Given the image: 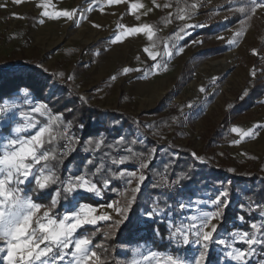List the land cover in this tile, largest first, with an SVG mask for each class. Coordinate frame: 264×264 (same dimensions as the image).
Here are the masks:
<instances>
[{"label": "rangeland", "instance_id": "obj_1", "mask_svg": "<svg viewBox=\"0 0 264 264\" xmlns=\"http://www.w3.org/2000/svg\"><path fill=\"white\" fill-rule=\"evenodd\" d=\"M172 1L123 0L119 4L108 5L107 0H21L20 3H15L14 0H0V68H10L20 59L34 62L39 69L56 73L62 81L65 79L72 84L90 105L133 117L142 115L141 119L147 124L151 122L150 117L143 114L153 110L159 102H164L167 108L178 106L181 123L177 128L164 126L152 130L150 125L144 127L148 136L154 138L157 144L156 152L146 157L145 163L148 166L144 170L148 169L150 160L155 157L164 163L167 162L171 158L170 154L166 153L170 144L188 150L197 170L202 168L206 172H214V168L222 166L229 175L249 173L255 168L257 170V163L264 159V127H255L264 125V8L258 7L255 12L252 8L256 3L264 4V0H188L194 8L193 11L175 10L174 7L179 5L174 6ZM45 2L50 4L48 9L50 12L65 10L72 12V19L42 16L43 9L38 5ZM133 2L140 3L143 7L135 13H130L129 4ZM241 8L243 12L239 11ZM161 16H164V19H160ZM180 16L184 19H179ZM230 17L237 18V22L233 25L225 24L224 22ZM41 20L43 23H40ZM143 24L152 26L153 35L154 28L163 37L171 34L169 40L165 42L168 50H165L166 60L162 64L152 61L143 52L142 49L148 47L157 53L151 40H148L144 34H135L124 38L121 42L112 43L115 36L122 31L120 26L133 27ZM185 24L193 27H189L187 32L183 33V38L202 28L214 24L222 25L215 34L205 39L197 36L186 46L178 44L183 51L177 55L178 49L169 41L174 40L175 34ZM235 33L240 34L235 37ZM234 37L235 43L230 45L228 42ZM253 49L256 50L255 55ZM153 63L159 67L154 69ZM126 67L133 71L125 74L123 69ZM137 68L141 71H135ZM250 72H254L255 75L250 76ZM254 84L263 86V95L256 101V105L241 114L231 116L227 103L234 102L242 91ZM48 87L47 94L51 95L56 89V84L50 82ZM201 88L205 91H200ZM22 90L24 88L19 89L17 95L11 100L4 101L3 106H0V131L5 126L10 129L0 132V158L7 150L8 140L17 137L29 139L39 127L49 126L51 117L59 116L49 111L45 104L43 115L35 112L34 108L42 103H34V108L27 117L31 118L30 122L36 127L15 133L16 127L28 123L25 117L20 115L18 108L23 102L28 103L31 97L28 99L25 91ZM55 95H59V92ZM60 119L50 125L53 135L56 136L52 143L58 141L59 144L62 132L70 128L61 125ZM232 127H239L243 131L251 128L254 130V135L240 140L238 134L231 132ZM214 130L219 131L220 140L204 150L206 138ZM127 135L117 137L113 146L119 149L120 142L129 146L134 140L141 142L146 140V137L134 128H130ZM45 139L48 142L47 136ZM237 140H240V143L234 144L233 142ZM18 146L14 145L13 150ZM129 150L123 151L128 153ZM130 151L132 155L136 153ZM42 152L40 150L38 155ZM53 153L55 154V151H51V155ZM120 154L122 158L129 157ZM101 158L103 156L94 161H101ZM47 161L35 165L33 177L40 174L41 168L44 169L45 175L53 174ZM87 164L89 162H86ZM141 174L146 178L143 171ZM5 175L6 173H0V179ZM229 175L224 179H217L214 183L210 180L213 175H210L208 177L211 184L210 191L207 190L206 182H202L192 189L191 195L178 198L175 205L169 209L162 205L156 206V199L152 200L144 196L139 216L142 221L156 220L165 226L168 234L167 246L162 250H156L152 245L155 236H152L151 240H131L118 246L117 264H167L169 256L180 261L181 264H194V258L199 256L202 245L194 242L184 245L182 241L170 237L177 228L187 227L192 223L199 224V217L203 211H219L221 214V209L226 206L228 199L222 197L224 204L218 208L213 206L211 201L221 191H225L221 184L227 181ZM126 178L128 181L131 177L126 176ZM74 180L73 177H70V180L66 179V186ZM136 184L135 179L131 185L126 183L123 185L127 188L126 192L122 187L115 193L113 200L98 206L80 201L79 196L88 195L92 200H102L104 185L102 188L98 186L99 196L81 189L69 192L73 194V199L69 201L71 204L65 205V210L59 219L65 214L78 212L80 204H88L95 207L96 215L102 212L108 213L112 220L100 221L97 226L85 225L74 234L75 238L88 236L93 242L99 235L113 234L118 228V226L114 227V221L118 217L115 212L107 208V204L117 203L123 206V202L131 198L130 190ZM141 185L143 186V182ZM13 186L14 182L9 184V187ZM19 187L22 189L20 193L22 198L31 197L34 203H39L45 208L50 206L54 195L57 200L56 206L63 197L59 198L60 190L56 189L48 204L44 199L35 200L38 194L47 193L46 189L40 190L36 187L34 178H30ZM181 204L184 205L183 208L180 207ZM3 210H6V206L0 204V211ZM150 210H155V215L151 218L148 216ZM39 215L42 216V212ZM51 215L56 219L53 214ZM193 215L198 217L196 221L191 220ZM212 222L218 225L220 219ZM86 227L91 230H85ZM256 231L257 229L246 232L248 238L255 236L259 239ZM224 234L225 237L209 240L207 259L210 253H213L216 256L214 264H238L227 257V252L234 249L248 250L237 247L246 244L237 240L242 233L234 230ZM190 239L194 240V237ZM221 240L225 243H219ZM3 246V242H0V247ZM95 246L92 243L90 251L95 250ZM256 246L257 244L253 245L254 255L245 257L246 264L250 261L251 264L263 263V258H259L256 254ZM5 254L6 252L0 253V264H6L2 259ZM95 262L93 258L89 264Z\"/></svg>", "mask_w": 264, "mask_h": 264}, {"label": "trees", "instance_id": "obj_2", "mask_svg": "<svg viewBox=\"0 0 264 264\" xmlns=\"http://www.w3.org/2000/svg\"><path fill=\"white\" fill-rule=\"evenodd\" d=\"M259 1V0H257ZM175 10L187 9V11H193V7L188 0L182 1L178 7H174ZM237 16V15H233ZM160 19H164L161 16ZM237 22V18H228L224 23L233 25ZM222 24H214L206 28H202L197 32H194L190 36L183 38L179 41H169L172 46L181 45L186 46L192 42L197 36L206 38L212 34H215ZM154 35L151 43L154 49L158 53L156 62L163 63L165 59V42L169 40L171 34L163 37L154 28ZM184 34L182 33V36ZM17 64L7 68H0V106H3L4 101L11 100L17 95L19 89H26L25 95H27L30 101L28 103L23 102L20 110V115H23L26 121L29 123L31 118L27 117L28 113L34 108V103L45 104L49 111L53 114H59L61 116L60 124L68 126L70 133L80 144H85L89 147L96 146L99 143L101 150V156L110 159L114 158L113 148H115V140L121 135H127L130 128L136 129L138 132L146 137L145 142L140 140H134L135 143L129 146L124 142H120V153L129 156V159L121 169L112 166L109 163L103 161L88 160L81 156H71L65 160H61L56 156L58 149V141L45 142L41 151H55L51 155L46 163L53 171V176L56 178L55 184H50L46 189V195L38 194L35 200H43L49 203V199L52 197V193L56 190H60L59 198L62 199L59 204L52 210V213L56 219H59L60 215L65 210V205L71 204L73 199L69 192H65L66 179L70 180V177L75 179L76 176H83L85 179H89L102 188L105 180L110 184V188H105L102 192V200H92L88 195L79 196L80 201L91 203L98 206L106 204L113 200L115 193L126 185V176L121 177L120 173L130 172L129 166L133 165L136 157H133L132 151H135L140 158L147 157L156 152V142L154 138H150L145 132L144 127L150 125L152 130L159 129L161 127L177 128L180 125L181 120L178 114V106L176 108H167L164 102H159L155 108L146 114L150 117L151 122L147 124L141 119V116L133 117L122 112L113 110H103L96 106H92L88 103V100L79 94L72 84L63 81L56 73H48L42 69H39L38 65L34 62H26L23 59L17 60ZM250 72V76H251ZM251 78V77H250ZM52 82L56 84V89L51 95L47 94L48 84ZM59 92V95H55ZM247 93V94H244ZM263 95V86L254 84L252 87L245 89L237 96L234 102H228L227 108L231 116H236L245 112L256 105V101ZM182 107V106H181ZM5 126L1 131H9L10 129ZM0 131V132H1ZM218 130H214L206 138V147L214 142L220 140L221 135L218 134ZM130 149L129 152L123 150ZM166 153L170 154V159L167 162L158 160V157L150 160L147 170L142 169L146 174V178L143 181V188L140 189L139 194L132 206L130 215L134 223H138V227H118L112 234H104L96 237L93 240L95 244V251L101 258L94 264H117V248L124 245L131 240L147 239L151 240L152 236L156 238L153 241L155 249L162 250L166 248L167 231L163 224H159L156 220L142 221L139 216V211L143 207L141 201L144 196L148 199L155 200L156 206L162 205L165 208L175 205L177 199L182 197L186 198L192 194V189L195 186L206 182L207 190L210 191L211 184L209 182V176L213 175L210 180L214 183L217 179H224L229 175L225 173V168L218 166L214 168V172H206L205 169L197 170L194 168L195 161L192 160L190 152L184 148L177 147L175 145H168ZM147 159V158H146ZM91 161L86 165V162ZM167 175L170 178H174L180 185L185 188L183 193L170 194L162 192L157 189V186L153 183L160 175ZM75 181V180H74ZM224 190L227 192L226 198L228 202L225 207L221 209V218L218 224L217 230L213 234V241L218 237H225L224 233L232 232L234 230L241 233H246L250 230H256V234L259 235V240L264 241V218H261L259 214L260 207L264 206V159L257 163V170L250 171L249 173H236L229 175L227 181L221 184ZM124 188V187H123ZM65 192V194H63ZM224 200V198H222ZM243 217V220L240 218ZM257 225V228H252L251 225ZM85 230H91L86 227ZM158 238V239H157ZM101 243V244H100ZM99 244V247H97ZM241 249L248 248L246 244L237 245ZM256 254L259 258H263L264 264V243L257 244ZM215 254L210 253L207 264L215 263ZM251 264V261L248 263Z\"/></svg>", "mask_w": 264, "mask_h": 264}, {"label": "snow or ice", "instance_id": "obj_3", "mask_svg": "<svg viewBox=\"0 0 264 264\" xmlns=\"http://www.w3.org/2000/svg\"><path fill=\"white\" fill-rule=\"evenodd\" d=\"M15 3H20L21 0H14ZM123 0H107L108 5L119 4ZM38 7L42 8L41 13L44 17L59 18L65 17L72 19L73 13L70 11H55L50 12L48 9L50 4L45 2L39 4ZM143 5L140 3H130L129 12L135 13L137 10L142 8ZM195 7V6H194ZM264 8V4L256 3L252 8L255 12L256 8ZM243 12V9H239ZM179 19H184L180 16ZM40 23H43L41 20ZM97 26V25H94ZM201 26V25H195ZM122 31L115 36L112 43L121 42L124 38L133 36L135 34H144L148 40L153 39L152 26L149 24H143L133 27L120 26ZM189 27L192 25L185 24L176 34L175 38L177 41L183 39L182 33H186ZM240 33H235V37ZM235 37L228 43L231 45L235 43ZM178 50L177 55L181 54L183 48L178 44L174 45ZM146 56L152 61H156L158 53L145 47L142 49ZM167 51V46H165ZM256 54V50L253 49V55ZM152 67L158 68L159 65L153 63ZM46 71V70H45ZM133 71L131 68H124L125 74ZM135 71L140 72L141 69L137 68ZM255 75V73H251ZM71 79V77H69ZM115 79V77H113ZM22 91H26L22 90ZM200 91H205L201 88ZM247 94V93H244ZM44 104H41L34 108L35 112L43 115ZM60 116H53L49 120V126L39 127V130L35 132L29 139H10L7 142V150L2 158H0V173H6L4 178L0 179V204L6 206V210L0 211V242H3L4 246L0 247V253L6 252L2 259L6 264H89L90 261L95 258L99 261L101 258L98 256L95 250L90 251V245L92 240L88 236L83 238H75V233L85 225L97 226L100 221H111L112 217L108 213L102 212L100 215H96L95 207L88 204H80L79 211L72 212L71 214H65L60 219H54L51 215V209L56 207L57 200L54 195L51 204L48 208H45L39 203H34L31 197L22 198L20 193L22 189L19 185L24 184L30 178H34L36 187L40 190H45L50 184H55L56 178L49 174H44V169L39 170L40 174L33 177V171L35 165L40 164L41 161H47L51 157V153L44 151L38 155V152L44 147L46 142V136L48 142L56 139L53 135L50 125L59 120ZM36 125L32 122L27 123L24 126L16 127L15 133L24 132L26 129L34 128ZM256 128L264 127V125H256ZM231 132L238 134L240 140L245 137L253 136L254 130L248 129L247 131L241 130L239 127H232ZM69 139H71L69 137ZM240 140L234 141V144L240 143ZM135 143V141H133ZM14 145H19L13 150ZM97 143V147H99ZM195 155V154H194ZM133 157L139 159L140 157L133 153ZM129 157H124L120 160H114V164H124ZM202 159V158H201ZM31 161V162H26ZM89 163H92L89 161ZM47 165H45L46 167ZM148 165L145 162H141V170L146 168ZM231 171V170H230ZM121 177H131L127 183L132 184L133 179L137 180V184L130 190L131 198L126 199L123 202V206L117 203L107 204V208L111 209L116 213L117 219L114 221V227H138V223H134L130 215V209L135 203V200L139 194L141 182L145 180V176L140 174L137 176L135 171L121 172ZM14 182L13 187H9V184ZM104 188H110V184L107 180L104 182ZM77 189H81L92 193L96 196L100 195V189L96 183H92L86 180L83 176H76L74 182H69L65 186V192H74ZM123 195V193H121ZM227 192L221 191L216 196L211 204L215 207H219L224 204L222 197H226ZM184 207L183 204L180 205ZM42 212V216L39 215ZM155 215V210H150L148 213L149 218ZM264 215V213H261ZM221 214L219 211H203L199 217V224L192 223L187 227L177 228L176 232L172 233L170 239L175 238L178 241H182L184 245L190 243H196L202 245V250L197 258H194V264H206L207 261V248L208 242L213 238L214 232L217 230L218 225L213 223V220L220 219ZM198 217L193 215L192 221H196ZM243 220V217L240 218ZM35 221V227L33 223ZM252 228H257V225L252 224ZM190 237H194L190 239ZM239 242L246 243L249 247L248 250H232L227 252V257L233 261L241 262L245 261V257L254 255L253 245L264 243V241L257 239L255 236L248 238L247 233H242L237 237ZM219 243L224 244L225 241L221 240ZM41 245H44L41 247ZM99 247V246H98ZM167 264H181L180 261L173 259L172 256L167 258Z\"/></svg>", "mask_w": 264, "mask_h": 264}, {"label": "built area", "instance_id": "obj_4", "mask_svg": "<svg viewBox=\"0 0 264 264\" xmlns=\"http://www.w3.org/2000/svg\"><path fill=\"white\" fill-rule=\"evenodd\" d=\"M174 6H178L182 3V0H173ZM24 44V42H22ZM69 137L71 139H69ZM113 155L114 158L110 159L107 157L101 158V161L111 164L112 166L121 169L123 167V164H114V160H120L122 159V156L118 150L117 147L113 148ZM56 156L61 159L65 160L71 156H81L83 158H86L88 160H98L101 157V151L100 148L96 146H87L85 144H80L78 141L67 131H63L59 146L56 151ZM146 158H139L134 162L133 165L129 166V169L132 171H135L137 175L141 174V168L140 164L141 162H145ZM153 183L157 186V189L162 192H167L170 194L175 193H183L185 191V188L180 185L174 178H170L167 175H160L156 180L153 181ZM143 186H140V189H142ZM124 192L127 191V188L123 189ZM261 213H264V206L260 207L259 210V216L261 218H264V215H261Z\"/></svg>", "mask_w": 264, "mask_h": 264}]
</instances>
